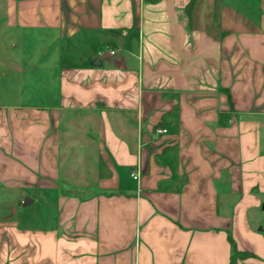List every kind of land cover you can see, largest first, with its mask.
Wrapping results in <instances>:
<instances>
[{
  "label": "crops",
  "instance_id": "0c3cea01",
  "mask_svg": "<svg viewBox=\"0 0 264 264\" xmlns=\"http://www.w3.org/2000/svg\"><path fill=\"white\" fill-rule=\"evenodd\" d=\"M189 2L0 0V264H264V0Z\"/></svg>",
  "mask_w": 264,
  "mask_h": 264
},
{
  "label": "trees",
  "instance_id": "16d2710c",
  "mask_svg": "<svg viewBox=\"0 0 264 264\" xmlns=\"http://www.w3.org/2000/svg\"><path fill=\"white\" fill-rule=\"evenodd\" d=\"M148 1H157V0H148ZM196 2H197V0H190V2L188 3V5L185 8L186 15L188 16L189 25L191 23V17L193 15ZM221 117L223 118V116H221ZM230 239L232 242L233 257H235V258H248V257L253 256L250 253H242V252L238 251L235 242L233 241V239L231 237H230Z\"/></svg>",
  "mask_w": 264,
  "mask_h": 264
},
{
  "label": "built area",
  "instance_id": "2783aa9c",
  "mask_svg": "<svg viewBox=\"0 0 264 264\" xmlns=\"http://www.w3.org/2000/svg\"><path fill=\"white\" fill-rule=\"evenodd\" d=\"M115 54H116L115 50L110 49L109 47H104V48L99 50L98 58L103 59L106 56H112V55H115ZM156 132L158 134H165V133H167V130L166 129H158ZM132 177L134 179H138V175L137 174H132Z\"/></svg>",
  "mask_w": 264,
  "mask_h": 264
},
{
  "label": "water",
  "instance_id": "95a60500",
  "mask_svg": "<svg viewBox=\"0 0 264 264\" xmlns=\"http://www.w3.org/2000/svg\"><path fill=\"white\" fill-rule=\"evenodd\" d=\"M98 64V62H95V64ZM100 63V62H99ZM147 141H146V136L144 137V143H146ZM30 202H31V200L30 199H25L24 200V203H23V205L24 206H28L29 204H30Z\"/></svg>",
  "mask_w": 264,
  "mask_h": 264
}]
</instances>
